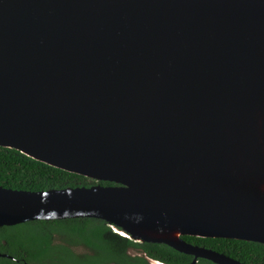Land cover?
I'll return each mask as SVG.
<instances>
[{
    "label": "water",
    "instance_id": "95a60500",
    "mask_svg": "<svg viewBox=\"0 0 264 264\" xmlns=\"http://www.w3.org/2000/svg\"><path fill=\"white\" fill-rule=\"evenodd\" d=\"M0 147L113 183L0 186V227L93 218L245 264L182 236L264 244V0H0Z\"/></svg>",
    "mask_w": 264,
    "mask_h": 264
},
{
    "label": "trees",
    "instance_id": "16d2710c",
    "mask_svg": "<svg viewBox=\"0 0 264 264\" xmlns=\"http://www.w3.org/2000/svg\"><path fill=\"white\" fill-rule=\"evenodd\" d=\"M111 185L113 183L94 181L84 176L70 173L41 161L34 160L15 149L0 147V186L13 190L46 191L66 186ZM37 230L41 232L37 233ZM70 230L77 237L91 241H78L86 244L93 254L91 256L73 258L68 251L59 255L63 264H109L111 261L118 264H148L142 257L132 258L126 254L127 247L132 241L113 234L107 224L98 219L74 218L64 220H35L13 226L0 228V240H7L13 251L10 254L18 258L22 256L19 249L26 247V259L32 262L55 264L54 255L58 246L53 241H37L48 239L52 232L65 233ZM186 242L205 245L222 252L241 263L264 264V244L225 238H202L182 236ZM145 252L148 256L161 259L167 264H190L192 257L180 253L175 249L159 243H145ZM39 260V261H37ZM131 262H130V261ZM4 264H12L3 259ZM197 264H214L199 259Z\"/></svg>",
    "mask_w": 264,
    "mask_h": 264
},
{
    "label": "flooded vegetation",
    "instance_id": "af4514ba",
    "mask_svg": "<svg viewBox=\"0 0 264 264\" xmlns=\"http://www.w3.org/2000/svg\"><path fill=\"white\" fill-rule=\"evenodd\" d=\"M96 182H98V181H96ZM93 185H96V184H93ZM100 185H102V184H100ZM111 185H113V184H111ZM83 186L84 187H90L92 185H89V186L77 185V186H73V187L72 186H66V187H63V188H53V189H65V188H75V187H83ZM104 186H107V185H104ZM49 190H51V189H49ZM61 220H64V219H61ZM107 226L110 228V231L113 234H116V235L120 236L121 238L127 239V240L132 241L134 243L133 245L128 246L127 250H126V254H128L132 258L142 257V258H144L146 260V262L148 264H152L150 261H153V262H156V263H159V264H167L164 261H161V259L152 258V257H150V256H148L146 254L145 249H144V245H145V243H149V242H137V241H134L133 239L129 238L128 235H125V234L121 233L119 231V229L114 228V227H112V226H110L108 224H107ZM2 227H0V228H2ZM39 232H41V231L37 230V233H39ZM6 241L7 240H5V239H1L0 240V264H4L3 263V259L10 260L12 264H49V263H44L43 260H40L42 262H32V261L28 262V260L26 259V247L25 246H24L23 249H19V251L22 253V256H20L18 258L13 257L10 254V252L13 251V248L8 242L6 243ZM37 241H53V244L58 246L57 254L54 255V260L56 262L55 264H63L60 261L59 255L62 254V252H64V251H68L71 254H73V258L91 256L93 254L91 249L86 244H84L82 242H78V241H91V240L77 237L76 233H73L70 230H68L65 233L52 232L50 238L44 239V240L40 239V240H37ZM187 243H189V244H191L193 246L201 247V248H204V249H209V250H212V251L217 252L219 254L226 255V254H224L222 252H218V251L212 249L211 247H207L205 245H197V244H194V243H191V242H187ZM186 255H188V254H186ZM189 256H191V255H189ZM226 256H229V255H226ZM191 257H192V260H193V256H191ZM230 258H233V257H230ZM199 259H204V258H197L196 264L198 263ZM192 260H191V262H192ZM204 260L209 261L207 259H204ZM37 261H39V260H37ZM191 262H190V264H191ZM69 264H71V263H69ZM74 264H76V263H74ZM109 264H118V263H115V262L111 261Z\"/></svg>",
    "mask_w": 264,
    "mask_h": 264
},
{
    "label": "bare ground",
    "instance_id": "6f19581e",
    "mask_svg": "<svg viewBox=\"0 0 264 264\" xmlns=\"http://www.w3.org/2000/svg\"><path fill=\"white\" fill-rule=\"evenodd\" d=\"M155 263V262H154ZM155 264H159V263H155Z\"/></svg>",
    "mask_w": 264,
    "mask_h": 264
}]
</instances>
